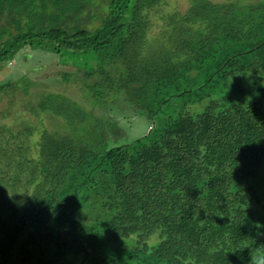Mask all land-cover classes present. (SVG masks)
Here are the masks:
<instances>
[{
	"label": "trees",
	"instance_id": "trees-1",
	"mask_svg": "<svg viewBox=\"0 0 264 264\" xmlns=\"http://www.w3.org/2000/svg\"><path fill=\"white\" fill-rule=\"evenodd\" d=\"M161 3L0 0V69L51 45L63 66L52 75L100 109L38 89L26 106L51 127L0 123V264L264 257V0ZM124 104L150 121L128 141Z\"/></svg>",
	"mask_w": 264,
	"mask_h": 264
},
{
	"label": "rangeland",
	"instance_id": "rangeland-1",
	"mask_svg": "<svg viewBox=\"0 0 264 264\" xmlns=\"http://www.w3.org/2000/svg\"><path fill=\"white\" fill-rule=\"evenodd\" d=\"M212 1H223V0H212ZM256 1V0H244ZM190 0H162L160 8L161 13H169L172 10H185L189 4ZM160 15V14H157ZM158 16L153 18V25L151 26L150 33H155L160 28V21L157 19ZM159 46L155 45V49ZM57 54L54 52V49L51 45H42V46H25L20 50L17 56L9 61L4 68L0 69V82L17 79L20 76H25L26 79L30 80L34 78V82L30 85L29 93L23 94L20 88L15 89L14 91L11 88H6V92L0 93V111L6 109V113L2 117L0 114V123L4 122L9 126L18 125L20 121L28 122L30 125H35L37 129L45 127H51L50 120L46 114H41L40 119L37 118L30 107L26 106L27 100H32L34 103L35 99L31 95L34 91L46 90L50 92L64 93L79 101L83 106L87 108H92L95 112L99 114L100 109L95 105H92L91 101L85 97L80 96L78 90L75 87V84L69 82L66 83L60 78L52 75L59 68L63 67L60 63L57 62ZM9 106V107H8ZM127 104L119 105L116 109V118H118V127L122 134H119L118 140L128 141L133 138H136L147 131L149 126V119L147 115H142L136 113L132 108L127 109ZM39 119V120H38ZM22 127L18 126L17 128ZM36 136V131L34 132L33 137ZM99 144V143H98ZM100 145H103V141L100 142ZM33 149H30V153H33ZM264 167L258 170V174H261L260 177H263ZM256 181L259 180V177L255 178ZM263 179L259 184H264ZM260 188V187H259ZM262 189V188H261ZM262 197L264 201V191H262ZM256 209L258 211L262 210L264 214V207L256 204ZM3 214L5 213L4 209H1ZM9 244L7 240L1 242L2 247H6Z\"/></svg>",
	"mask_w": 264,
	"mask_h": 264
},
{
	"label": "clouds",
	"instance_id": "clouds-1",
	"mask_svg": "<svg viewBox=\"0 0 264 264\" xmlns=\"http://www.w3.org/2000/svg\"><path fill=\"white\" fill-rule=\"evenodd\" d=\"M264 260V257H254L251 264H261V261Z\"/></svg>",
	"mask_w": 264,
	"mask_h": 264
}]
</instances>
